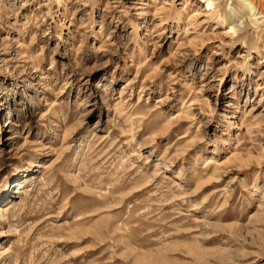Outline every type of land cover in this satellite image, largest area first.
I'll use <instances>...</instances> for the list:
<instances>
[{
	"label": "rangeland",
	"instance_id": "obj_1",
	"mask_svg": "<svg viewBox=\"0 0 264 264\" xmlns=\"http://www.w3.org/2000/svg\"><path fill=\"white\" fill-rule=\"evenodd\" d=\"M206 1L0 0V264H264V0Z\"/></svg>",
	"mask_w": 264,
	"mask_h": 264
},
{
	"label": "bare ground",
	"instance_id": "obj_2",
	"mask_svg": "<svg viewBox=\"0 0 264 264\" xmlns=\"http://www.w3.org/2000/svg\"><path fill=\"white\" fill-rule=\"evenodd\" d=\"M241 1H248V0H241ZM206 2H207V7H211L214 4V0H207ZM248 2H249L248 4L250 5V9L251 10H253V9L256 10L257 9L256 4L252 0H249ZM233 29H234V26H230V30H233ZM6 210H7V208H4V205H2L0 203V215H3Z\"/></svg>",
	"mask_w": 264,
	"mask_h": 264
}]
</instances>
